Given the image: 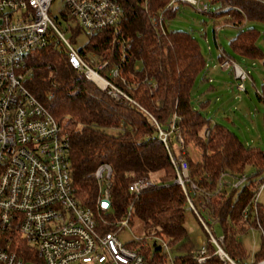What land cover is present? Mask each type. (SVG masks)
Segmentation results:
<instances>
[{
  "label": "trees",
  "instance_id": "trees-1",
  "mask_svg": "<svg viewBox=\"0 0 264 264\" xmlns=\"http://www.w3.org/2000/svg\"><path fill=\"white\" fill-rule=\"evenodd\" d=\"M116 1L122 7L117 25L87 35L80 51L85 57L92 53L107 60L110 67L119 66L120 75L131 86L127 87L118 79L114 81L138 106L115 101L83 75H78L69 65L66 51L58 40L53 39L46 49L34 52L29 58L32 74L25 81L26 87L60 123L63 122L77 198L88 206L95 205L98 187L92 173L99 164L108 163L112 168L111 209L106 220L119 219L132 205L131 223H138L142 233L172 238L174 264H198L192 258L194 244L185 227L186 196L181 187L173 183L174 168L150 117L163 125L175 113L180 126L188 131L185 159L189 179L212 194L210 207L225 234L226 252L232 259L243 262L245 251L238 234L255 224L256 216L264 228V209L257 201L256 215L251 202L258 188L253 176L264 169V150L244 146L235 133L218 123L209 125L202 112L196 109L191 90L207 61L193 34L169 26L180 3L162 12L166 32L158 35L149 15H159L168 0ZM210 1L221 7L226 4L237 7L232 19L235 25L247 20L264 23V6L257 2ZM227 9L211 14L217 16L231 10ZM238 27L236 36L229 41L232 49L243 56L260 57L261 51L256 46L258 33L251 27L245 30ZM72 32L74 35L82 33L77 28ZM71 41H75L74 36ZM122 41H126L127 46L122 45ZM223 52L217 56L219 63L231 58ZM144 78L148 81L142 82ZM206 131H209L207 136ZM192 141L200 146L199 159L189 155ZM250 165L256 167L257 173L247 175V181L239 189L232 188L227 194V182L243 174ZM221 173L228 176L214 194ZM157 174L154 180L158 187L155 189L143 192L136 199L127 190L130 181ZM246 207L247 215L244 216ZM24 248L20 255L29 261L31 252ZM214 249L212 244L207 245L209 256L202 264H228L213 254ZM151 263L166 264L157 254Z\"/></svg>",
  "mask_w": 264,
  "mask_h": 264
},
{
  "label": "built area",
  "instance_id": "built-area-1",
  "mask_svg": "<svg viewBox=\"0 0 264 264\" xmlns=\"http://www.w3.org/2000/svg\"><path fill=\"white\" fill-rule=\"evenodd\" d=\"M53 1L0 0V264H26L28 260L20 255V245L31 252L28 261L31 264H152L156 254L166 264H174L175 245L171 237L135 235L128 243L119 239V230L130 228L132 205L119 219L106 220L111 209L112 168L108 163L99 164L92 173L98 187L95 205L88 206L77 198L71 180L69 140L63 124L26 87L25 81L32 74L30 56L46 49L53 39L58 40L66 51L69 65L78 75H83L115 101L138 104L114 81L118 79L131 86L120 75L119 66L110 67L107 60L92 53L85 57L80 51L82 46L76 48L75 41L65 37L58 27L60 22L51 15ZM252 1L264 6V0ZM60 2L61 19L71 22L73 26L67 24V28L75 38L78 34L72 31L76 28L86 36L93 35L117 25L122 15V7L116 0ZM178 3L209 12L204 0H168L159 15H149L158 35L166 32L162 12ZM122 45L127 46V42L122 41ZM219 67L229 69L240 80L237 89L244 88L248 73L231 58H224ZM150 117L174 168L173 183L186 196V212L193 214L204 232V239L191 250L192 258L198 264L204 263L209 256L207 245L212 244L213 254L223 263L264 264V228L257 216L255 224L248 228L258 229L261 247L252 249L248 262L245 258L238 262L226 252L225 234L210 207L212 194L189 179L185 159L188 131L180 126L175 113L163 125ZM226 176V173L220 174L214 194L222 188ZM247 178L243 173L227 184L239 189ZM263 184L264 178L259 186ZM156 187L158 183L154 179L144 176L130 181L127 190L136 199ZM258 191L259 187L251 198L255 214ZM246 211L247 207L243 210L244 216ZM216 226L220 228L219 235Z\"/></svg>",
  "mask_w": 264,
  "mask_h": 264
},
{
  "label": "rangeland",
  "instance_id": "rangeland-1",
  "mask_svg": "<svg viewBox=\"0 0 264 264\" xmlns=\"http://www.w3.org/2000/svg\"><path fill=\"white\" fill-rule=\"evenodd\" d=\"M204 1L209 5V13L197 11L193 6L187 4H179L174 18L169 22L171 29L185 30L195 36L204 57L207 59L206 70L207 67H215L214 75L204 77V81L200 80L202 74L198 76V82L201 84L200 91L210 101V104L200 108V111L204 118L209 121V125H212L214 122L218 123L235 133L244 146L263 151L264 94L262 92L264 86V23L247 20L244 24L235 25L232 23V19L236 15L234 9L237 7H231L226 4L228 9L231 8L230 11L213 16L211 13H214L217 9H221V5L215 2L213 3L210 0ZM50 9L52 17L57 22H60L58 27L64 32L65 37L70 39L72 33L67 28V24H70L71 27L73 25L71 22L66 23L65 20L61 19L59 12L61 9L60 0H54ZM238 26L244 30L251 27L258 33L256 46L261 51L260 57L250 58L240 55L232 49L229 41L236 36L239 31ZM86 41L87 36L81 33L75 38L74 46L80 48ZM221 51H224V54L227 53L230 55L231 60L248 73L247 78L243 82L244 88L242 90L236 87V84L240 80L235 79L229 69L221 70L218 64H216L217 55ZM211 86L212 89L208 90ZM190 145L193 147L188 148L189 155L193 159H199L201 157L200 146L195 141H192ZM256 170V167L250 165L244 169V174L253 175L257 173ZM156 176L158 174L153 175V179ZM263 178V171L253 176V179L257 181L259 187L257 200L264 209V184L262 187L259 186ZM226 189L227 194H229L232 189L231 184H228ZM129 225L130 228H122L117 233L119 239L124 243L130 242L135 235L144 236L138 223H130ZM185 227L188 237L194 245H197L200 240L204 239V232L191 212H185ZM253 228H248L244 233L238 234V240L245 251V262H248L252 249H259L262 243L260 232L256 227ZM215 229L216 234L219 235L221 233L220 228L216 226ZM149 243L152 247V239L149 240ZM19 247L23 251L24 246L20 245ZM26 264H31V262H27Z\"/></svg>",
  "mask_w": 264,
  "mask_h": 264
},
{
  "label": "crops",
  "instance_id": "crops-1",
  "mask_svg": "<svg viewBox=\"0 0 264 264\" xmlns=\"http://www.w3.org/2000/svg\"><path fill=\"white\" fill-rule=\"evenodd\" d=\"M218 56V55H217ZM218 59V57L216 58V60ZM206 61H207V59H206ZM216 64H218V67H219V62L217 61V63ZM206 65H207V62H206ZM214 68L215 67H213V68H208L207 67V70H206V68L203 70V71H201L198 75H197V77H196V79H195V83H194V86H193V88H192V90H191V98L193 99V102H194V104H195V102H196V104H195V106H196V109H199L200 110V108H202V107H206V105L207 104H210V101H209V98H207L200 90H201V87H200V83L198 82V76L200 75V74H202L201 75V81L203 80L204 81V77H206V76H213L214 74H213V72H214ZM220 68V67H219ZM221 69V68H220ZM221 70H223V69H221ZM210 89H212V86L211 87H209L208 88V90H210ZM195 98V99H194ZM197 99V100H196Z\"/></svg>",
  "mask_w": 264,
  "mask_h": 264
}]
</instances>
